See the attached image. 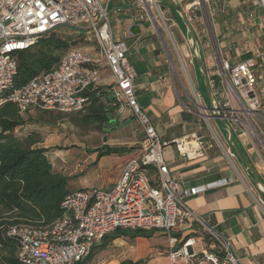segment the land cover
I'll use <instances>...</instances> for the list:
<instances>
[{"label": "built area", "instance_id": "obj_1", "mask_svg": "<svg viewBox=\"0 0 264 264\" xmlns=\"http://www.w3.org/2000/svg\"><path fill=\"white\" fill-rule=\"evenodd\" d=\"M136 1L142 10L140 19H148L157 27L154 11L161 0ZM175 1L180 6L183 3L189 21L200 18L202 7L207 22L225 13L228 2ZM109 3L110 0H0V107L11 101L21 113L34 108L76 113L88 104V90L105 83L117 102L116 115L129 108L137 123L132 134L137 139L138 155L123 164L110 187L70 191L62 203L65 214L45 227L13 224L7 228L6 235L18 240V261L74 264L105 235L123 228L164 234L168 264H240L231 238L186 203L187 198L227 181L185 188L171 176L164 147L174 144L182 157L191 160L204 156L214 143L232 164L235 154L227 142L229 127L232 137L251 158L252 167L264 178V75L259 74L253 57L234 64L224 59L211 64L207 76L214 107H201V95L192 93V103L200 107L210 134L192 133L161 141L136 99V75L128 61L130 48L114 37ZM251 4L264 15V0H251ZM253 16L252 12L248 14ZM60 27L75 29L94 45L69 49L53 70L13 88L17 53ZM168 62L172 68L171 59ZM212 119L223 126L224 142L211 127ZM152 169L154 175L150 176ZM184 226L196 230L190 236H178L175 231Z\"/></svg>", "mask_w": 264, "mask_h": 264}, {"label": "crops", "instance_id": "obj_2", "mask_svg": "<svg viewBox=\"0 0 264 264\" xmlns=\"http://www.w3.org/2000/svg\"><path fill=\"white\" fill-rule=\"evenodd\" d=\"M162 2L163 0L159 6ZM109 11L115 39L124 41L130 48L128 61L136 75L133 81L136 99L155 126L160 140L169 141L192 133H207L203 121L205 118L189 108L188 101L184 102L185 96L179 98L176 95L168 62L172 58H169L164 36L158 24L156 27L148 19H140L142 10L136 0H110ZM251 12L254 14L252 18L248 17ZM244 16L251 20L246 22ZM135 24L140 25V33L130 35L128 28ZM263 28L264 15L253 8L251 0H228L226 12L217 15L213 22L218 48L223 50L221 59L234 64L244 58L253 57L259 74L264 75V47L257 39V35L261 36ZM198 76L195 72L194 79L197 80ZM195 83L199 89L200 78L199 82ZM101 86L107 89L105 83ZM196 88L195 91H198ZM123 114L126 120L135 121L129 108H126ZM205 122L207 123L206 120ZM131 133L130 129L121 130L104 140V143L96 144L95 140L94 146L90 148L77 144L78 147H82L84 162L89 161L91 164L78 170L80 163L73 161L74 153L70 149V146L76 143H63L62 149H54L51 145L60 144L57 143L60 142V138H57L59 141L52 144L44 140L40 146L48 149L46 155L53 167L70 177L71 191L82 188H108L119 177L123 164L129 158L136 157L138 150L133 153L129 151L112 153L97 158L96 149L102 147L128 149L137 141L136 137L133 141ZM93 136L96 138L98 134L95 133ZM87 151L89 154H86ZM244 157L251 166H254L251 158L246 154ZM164 158L171 176L179 180L185 188L227 181L223 185L187 198L186 203L197 214L209 219L217 230L231 238L234 253L240 264H264V196L254 187L250 173L237 157L235 156V159L244 171L241 175L235 172L233 162L231 164L215 145L207 149L204 156L186 160L178 153L175 145L170 144L164 147ZM154 171L155 169L150 171V176L154 175ZM77 172L79 175L76 181L74 178ZM257 176L259 180L261 178L264 181L261 175ZM261 185L264 188L262 183ZM195 228L184 226L175 232L181 237L190 236ZM165 248L167 252V244ZM166 260L164 262L168 264Z\"/></svg>", "mask_w": 264, "mask_h": 264}, {"label": "trees", "instance_id": "obj_3", "mask_svg": "<svg viewBox=\"0 0 264 264\" xmlns=\"http://www.w3.org/2000/svg\"><path fill=\"white\" fill-rule=\"evenodd\" d=\"M88 43L82 33L57 34L51 32L47 37L39 38L28 49L16 55V73L13 88L26 85L31 79L53 70L62 55L71 48H82L80 43ZM89 102L76 112L73 118L76 126H89L93 131H103L109 120V114L117 106L113 97L107 96L104 86L91 87L88 90ZM205 97V95H204ZM38 111L39 122L52 124L61 120L67 113L55 110L34 108ZM15 103L5 102L0 107V262L2 264H22L16 253L18 240L6 235L13 224H26L45 227L62 217L66 210L62 203L71 191L69 176L56 170L46 155L48 149L40 146L43 141L37 130L22 136L14 134L15 129L28 124ZM132 148V147H131ZM134 148V147H133ZM239 149V147H238ZM240 150V149H239ZM129 151L123 147L97 148V158L112 153ZM152 230L118 228L105 235L99 244L91 247L89 253L74 264H91L97 251L105 250L114 239L125 237L148 238ZM122 261L118 264H140Z\"/></svg>", "mask_w": 264, "mask_h": 264}, {"label": "rangeland", "instance_id": "obj_4", "mask_svg": "<svg viewBox=\"0 0 264 264\" xmlns=\"http://www.w3.org/2000/svg\"><path fill=\"white\" fill-rule=\"evenodd\" d=\"M162 5H164V7ZM162 5L160 6L158 5V9H156L154 13L158 21V26L160 27L162 34L164 36L168 54L170 58H172L171 60L172 68L170 67V71L172 78L174 80L173 87L176 91V95L179 98L185 96L184 102L187 103L188 101L189 108L194 113H197L199 115V113H202L200 112V107L192 103L193 91L201 95L200 96L201 107L209 108V103H208V99L204 97V85L203 82L201 81V74L199 72L198 67L196 66L192 52L190 50L191 44L189 41V35L186 32L185 26L181 21L180 16L172 8H170L164 0L162 2ZM165 6H167L169 10ZM181 7L183 9L184 7L183 3ZM199 14L198 15L200 16V18L197 21H190V23L196 35V44H197V51L199 58L202 60L203 65L206 71L208 72L209 69L208 67L211 64L219 63V61L221 60V53H223V50H220L218 48L217 38L213 31V22L215 21L216 16L213 19L209 18V22H207L203 15L202 7L200 8ZM244 18L246 17L244 16ZM249 20L251 19L246 18V22H249ZM55 32L57 34H75L76 30L69 27H60L57 30H55ZM257 39L259 40V44H261L262 47H264V28L262 29L261 36L257 35ZM92 45L94 44L91 42L90 43L82 42L78 46L82 48H89ZM255 45L257 44L255 43ZM235 51L238 55L237 50ZM195 72H197L198 75L200 76V77L198 76L197 80L194 79ZM199 78H200V86L199 89H197L195 82L196 81L199 82ZM194 88H196V90L198 91H195ZM107 96L111 97L108 92H107ZM37 114L38 111L34 109H30L29 111L22 113V116L25 119H29L28 121L30 122L21 128L15 129L14 134L17 136H22L29 131L37 130L40 133L42 140L43 141L47 140L48 141L47 143H51V144L54 143V141H59L57 140V138H60V142H57L60 143L59 145L57 144L51 145V147L54 149L57 148L62 149L63 143L66 144L76 143L75 145L72 144L70 146V149L74 153L73 161L74 162L77 161V163L78 162L80 163V166L77 168V170L79 168L83 169L85 168V166L89 167V165H91L89 161L84 162V154L82 151V147L87 146L88 148H90V146L92 145L94 146L95 143L96 144L104 143L105 142L103 140L104 137H106V139L107 138L109 139L111 136L118 134L121 130L130 129V132H132V129L137 125L136 121L134 120H126L125 115L123 113L117 116L115 111L109 114L110 121L108 122L106 127H103V131L102 130L93 131L92 128L89 126H82V127L76 126L73 123L72 119L77 117L76 115L77 113H69L61 120H58L57 122L52 124L39 122L36 119ZM203 121L205 125L204 126L205 132L210 134L207 123L205 122L204 119ZM210 123L214 131L218 133L222 142H224L223 130H222L223 126L217 125V123L213 119L210 120ZM95 133L98 134V136H95L96 138H94L93 136ZM133 138H134L133 141H135L134 136ZM95 140L96 142L93 143ZM233 141L238 145L235 137H233ZM77 144H82L81 145L82 147L81 148L78 147ZM214 145L215 144L213 143V147ZM131 147L128 148L129 152L131 153L136 152L138 150L137 144H132ZM238 147L242 155L245 156V152L242 149V147L239 145ZM86 154H89V152L87 151ZM231 160L233 164H235L233 165L234 167L232 166L233 168H235L234 169L235 172L239 173L240 175L243 174L244 173L243 169L237 163L238 159L236 160L235 157H231ZM77 173L78 174L74 178L76 181L78 180L79 172ZM260 181L264 186L263 179L260 178ZM166 244H167L166 236L160 233V231L158 230H153L150 237L148 238L130 239L125 237H120L115 242H109L105 250L97 251L93 256L91 264H118L125 260L130 261L131 263H137L139 261H142L140 264H165L164 260L167 259V253L165 248Z\"/></svg>", "mask_w": 264, "mask_h": 264}, {"label": "water", "instance_id": "obj_5", "mask_svg": "<svg viewBox=\"0 0 264 264\" xmlns=\"http://www.w3.org/2000/svg\"><path fill=\"white\" fill-rule=\"evenodd\" d=\"M164 1L180 16V19L185 26L186 32L189 35V41L191 44L190 50L192 52L194 61L196 63V66L198 67L199 72H200L201 77H202V82L204 85V95L208 99V103H209L208 109H211L212 107H214V98L212 95L211 88L209 86L207 71L203 65L202 60L199 58V55H198L197 44H196V35L194 33L192 25H191L190 21L188 20L187 16L185 15L182 7L175 0H164ZM204 13H206L205 8H204ZM206 18H208L207 15H206ZM128 32L130 35L139 34L140 33V25H138V24L130 25L128 28ZM199 115L204 117V114H202V113H199ZM227 131H228L227 142H228L229 146L232 148L235 156L240 161V163L250 173L251 181H252L254 187L257 189V191H259L264 196V188L262 187V185L260 183V180L257 176V172L248 163V161L245 159V157L239 151L237 144L233 141L232 133H231V130L229 129V127H227ZM103 140H106V137H104Z\"/></svg>", "mask_w": 264, "mask_h": 264}, {"label": "bare ground", "instance_id": "obj_6", "mask_svg": "<svg viewBox=\"0 0 264 264\" xmlns=\"http://www.w3.org/2000/svg\"><path fill=\"white\" fill-rule=\"evenodd\" d=\"M217 135V134H216ZM235 165V164H234Z\"/></svg>", "mask_w": 264, "mask_h": 264}]
</instances>
